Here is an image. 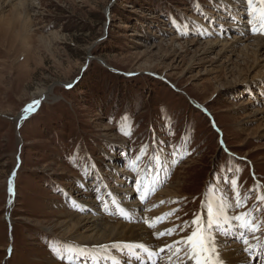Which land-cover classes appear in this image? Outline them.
Returning a JSON list of instances; mask_svg holds the SVG:
<instances>
[{"label":"rangeland","instance_id":"obj_1","mask_svg":"<svg viewBox=\"0 0 264 264\" xmlns=\"http://www.w3.org/2000/svg\"><path fill=\"white\" fill-rule=\"evenodd\" d=\"M261 5L0 0V264H92L62 237L66 213L85 217L88 205L125 222L109 189L126 186L132 195L119 200L162 211L159 223L154 214L141 222H156L151 235L175 229L158 242L181 240L191 231L185 222L206 219L208 204L222 200L260 230L230 231L226 247L217 236L220 259L232 247L251 255L241 231L263 244L264 79L246 73L264 72V53L241 41L264 38L262 20L249 31ZM163 170L147 195L140 180ZM176 247L185 246L167 253Z\"/></svg>","mask_w":264,"mask_h":264},{"label":"bare ground","instance_id":"obj_2","mask_svg":"<svg viewBox=\"0 0 264 264\" xmlns=\"http://www.w3.org/2000/svg\"><path fill=\"white\" fill-rule=\"evenodd\" d=\"M241 41L247 44L246 45L247 49H249V46L252 45L256 47V52H259L260 54L264 53V38L259 37V36L253 38L252 36L247 35L246 37L241 38ZM248 42H252V43L248 44ZM207 43H208L209 48H212L218 43H221V41L219 39H215V40H210ZM246 74L250 77H253V79L254 77H258V79L260 80L262 78L264 79V72L260 70H258L254 75H251V74L249 75L248 73ZM243 75H245V73H243ZM247 75L246 77H248ZM258 112L262 113L263 111L258 110L257 112L254 113V115H256ZM126 187L125 189L122 188L123 190H120L117 192L109 189L110 191L109 195H112L111 196L112 199L114 198L113 200L116 202L114 203V205L117 207L119 213L123 217H125L124 218L126 219L125 222L124 221L118 222V223H114L113 221L109 222L107 218L105 217V215L103 214V212L99 208H96L94 206L90 207L88 205L84 206L86 207L85 209L86 212H88V215L85 217H81L77 219L78 217L76 213L72 211L69 213H66L68 214L67 215L68 219L65 220V222L63 220L64 225H62L63 226L62 237H66L65 239H67V241L76 243L78 246L82 247L80 249L82 253L78 252L79 254L76 255L77 259L89 257L90 261H92V264H97V262L98 264H114V262L115 264H139L137 262L136 255L133 254L130 248H126L125 245H133L134 247L136 244L143 243L146 245V247L151 248V249H157V250L159 247L160 249L163 248L162 245L165 246L163 241L158 242L156 240V235L159 232L156 235L153 232L154 234L151 235L150 234L151 231L149 230L150 228L149 224L155 225L153 224L155 221L159 223V220L161 221L164 220L163 216L162 215L160 216L159 214L162 211L157 210L156 212H152V213L150 212L149 214H145L146 213L145 212L143 214V212H140L139 210V205H135L133 202H128V200H125L126 197H124L122 201L119 200L117 196L118 195L120 196L122 193L124 195L128 194L127 196L132 195L133 190L129 187L128 188ZM147 188H151V184L147 186ZM171 191L170 189H166L163 191V194H166L168 196L174 195L173 192ZM213 199L214 198H212V201ZM91 202H95V200L93 199ZM94 205L96 204L94 203ZM121 209H126V211L122 212ZM228 213H229V216L234 215L230 211H228ZM149 215H153L154 218L156 216L155 221L154 222L147 221L148 223L145 222L144 224H142L143 223L142 221H145L146 217ZM233 224H235L234 221H233ZM164 227L165 226L159 227L158 231L162 230L163 232V229L165 231ZM49 230L52 231V228ZM224 238H225L224 236L218 237V239H220L221 246H225V244H227V239H224ZM113 245H116V247H113ZM103 246H107V247H103ZM260 248H264V243L263 245L260 246ZM141 251L142 250H139V249L136 250L138 254H140ZM226 252H225V257L223 258L225 260L224 264H256V262L252 261L255 258L254 256L255 253L249 255L246 258V257H243V255H240L239 248L237 249V247H232V249H229ZM256 254L258 256L261 255V253L258 250ZM144 259L145 257H140L138 261H143ZM179 260L184 261L180 259V257H179ZM179 260L176 258V261L174 262H176V264H181ZM261 264H263V262Z\"/></svg>","mask_w":264,"mask_h":264},{"label":"snow or ice","instance_id":"obj_3","mask_svg":"<svg viewBox=\"0 0 264 264\" xmlns=\"http://www.w3.org/2000/svg\"><path fill=\"white\" fill-rule=\"evenodd\" d=\"M262 2H264V0H262ZM248 3L251 4L252 0H248ZM260 15L264 17V9L261 10ZM67 87H71V85L69 84ZM39 103L38 100L33 101L32 104H29L26 107L25 112L34 110V105H39ZM230 183L235 187L237 185V180L233 179ZM151 190L153 189H145L146 192ZM145 198V195H141V200H144ZM258 199L264 200V195L258 197ZM113 203L116 202L113 201ZM161 203H163V201ZM240 203L241 198L237 191L236 204L239 206ZM230 207V204L226 205L222 201L217 202L214 206L208 204L206 209V219H202L199 215H196L190 224L185 222V225L191 228L190 234L182 237L181 240L174 241V245L183 244L185 246L183 250L180 247H176L174 253L175 255L181 251L184 252L185 259L181 264H224L219 256L217 236L227 235L230 231L236 229L250 230L252 232L260 230L259 225L255 223L246 212L235 216H229L228 209ZM121 211L124 212L126 209H121ZM233 221L236 223L233 224ZM149 227H153V225L149 224ZM180 230L184 231V227H181ZM173 231H175V229H168L158 235H171ZM240 235L243 243L247 245L244 251L251 253L254 246L249 244V241L244 238L243 231H241ZM113 247H116V245H113ZM125 247L130 248L133 254L136 255L137 259H139V254L136 252L137 249L142 250L144 253L148 254L149 257L154 255V253L150 252L148 247L143 243L136 244L134 247L131 245H125ZM167 247L171 248L172 245H168ZM255 247H259V245H256ZM160 251L163 252L164 249L161 248ZM61 258L64 259L65 257L61 256Z\"/></svg>","mask_w":264,"mask_h":264}]
</instances>
